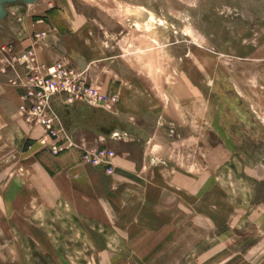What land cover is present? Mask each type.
I'll return each mask as SVG.
<instances>
[{
    "label": "rangeland",
    "instance_id": "1",
    "mask_svg": "<svg viewBox=\"0 0 264 264\" xmlns=\"http://www.w3.org/2000/svg\"><path fill=\"white\" fill-rule=\"evenodd\" d=\"M33 23L46 45L79 31L77 68L118 95L107 108L83 103L102 100L95 88L54 102L74 147L54 156L0 73V264H264V0L7 1L0 56L31 47ZM101 148L110 174L101 156L83 163L120 178L128 153L139 182L76 183L66 167Z\"/></svg>",
    "mask_w": 264,
    "mask_h": 264
},
{
    "label": "built area",
    "instance_id": "2",
    "mask_svg": "<svg viewBox=\"0 0 264 264\" xmlns=\"http://www.w3.org/2000/svg\"><path fill=\"white\" fill-rule=\"evenodd\" d=\"M45 37L47 38L44 32L36 34L34 36L36 40L31 42V47L22 51L11 47L3 48L4 54L0 56V73L7 76V83L17 92L18 101L21 103L19 110L23 113L24 122L32 120V125L41 128L48 140L52 142V144L50 141L48 144L44 142V149L57 156L74 147L71 146V139L55 113L54 102L64 101L62 103L64 106L78 99L82 102L79 97H82L90 88H95V95L100 94L97 87L88 84L85 72L79 68L56 64L47 66L39 61L34 44L36 42L46 44ZM48 86H54L53 93L47 90ZM100 96L103 97L98 103L89 101L83 103H88L87 105H92L93 108L102 103L107 108L117 101L115 96L107 97L105 94ZM92 156L98 158L101 156L99 164L104 166L107 174H110L109 159L112 153L105 148L85 150L81 156V162L94 163L89 159Z\"/></svg>",
    "mask_w": 264,
    "mask_h": 264
},
{
    "label": "crops",
    "instance_id": "3",
    "mask_svg": "<svg viewBox=\"0 0 264 264\" xmlns=\"http://www.w3.org/2000/svg\"><path fill=\"white\" fill-rule=\"evenodd\" d=\"M40 24H34L33 23V24H31V26L29 24V25H27L26 30H23L24 37H26V36L28 37L27 42H29L30 37H33L36 34H40V33H43V31H46L44 26H47V25L42 26ZM72 29H73V27H72ZM78 32H75V31L72 32L71 31V32L66 33L64 35H58V36L52 34V36L55 39L52 38L53 40H49V44H47V45L41 43L37 47L36 54L39 58V61L42 63L51 64V62H53L55 60H59L61 57L65 56V58H67L70 63L73 62V61H71L72 59L74 60L75 63L73 62L71 64V66L78 67V65H77L78 61L77 60L79 58H81V60L83 61V59L86 58V57L83 58L81 53H79L81 51V48L78 45V40H80L81 38L78 35ZM23 45H25V44H23ZM91 53H92V50H90V52L87 53L86 56H88V55L91 56L92 55ZM78 56H80V57H78ZM83 62L80 64V66H81V70H83L86 74L89 70V64H85L83 66ZM5 78H6V76H5ZM6 80H7V78H6ZM119 92H120V90H119ZM10 94H11V92H10ZM13 94H14L13 99L15 102H17V97H15V96H17L16 92L14 91ZM102 94H105L107 97L115 96L116 98L118 95V94L116 95V93L112 92V91L111 92L110 91L102 92ZM124 95H125V93H124ZM77 105L81 106L80 104H77ZM115 105H116V103L114 104V106ZM121 108L123 109L122 106H121ZM78 113L74 112L73 118H72L71 112L66 110V116L71 121L75 120V122H78V124H79V119H81V118L80 117H76V118L74 117ZM71 126H76V125H71ZM61 156H63V155H61ZM127 156H128V153H122L120 155H117L116 160L114 161V167H115V173H116L115 175H119L120 178H118V177L116 178V176L115 177L107 176L101 168L99 169V168H93V167L87 166L83 162H81L80 160H77V164L72 165V163H71V164H69L70 166H68L66 168H68L69 171L75 173L78 176L76 183L88 182L89 183L88 186H90L96 192L107 194V192H109V191H112V190L116 191L119 188V186L121 185V183H138L139 182V180L136 179V177H139L141 175V173H139V175H138L139 171L138 172L135 171L136 162H134L132 159H129ZM63 160L65 161V158H63ZM122 166H124L125 168H123ZM121 169H123V170H121ZM124 170L128 171L130 173V175H128L127 178H124L123 172L121 173V171H124ZM61 173H63V171Z\"/></svg>",
    "mask_w": 264,
    "mask_h": 264
},
{
    "label": "water",
    "instance_id": "4",
    "mask_svg": "<svg viewBox=\"0 0 264 264\" xmlns=\"http://www.w3.org/2000/svg\"><path fill=\"white\" fill-rule=\"evenodd\" d=\"M7 1H13V0H0V4ZM123 130L129 136L136 137L139 140H144V136L141 133L137 132L134 128L130 127L129 125H127Z\"/></svg>",
    "mask_w": 264,
    "mask_h": 264
}]
</instances>
